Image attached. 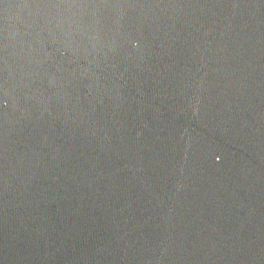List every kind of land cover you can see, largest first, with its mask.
<instances>
[{"label":"water","instance_id":"95a60500","mask_svg":"<svg viewBox=\"0 0 264 264\" xmlns=\"http://www.w3.org/2000/svg\"><path fill=\"white\" fill-rule=\"evenodd\" d=\"M0 264H264V0H0Z\"/></svg>","mask_w":264,"mask_h":264}]
</instances>
